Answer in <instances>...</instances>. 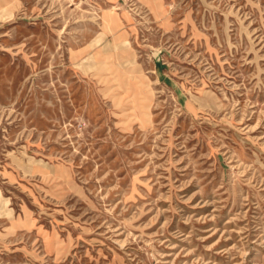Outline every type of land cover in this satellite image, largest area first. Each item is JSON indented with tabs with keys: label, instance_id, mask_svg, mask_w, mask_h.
I'll use <instances>...</instances> for the list:
<instances>
[{
	"label": "rangeland",
	"instance_id": "374dc122",
	"mask_svg": "<svg viewBox=\"0 0 264 264\" xmlns=\"http://www.w3.org/2000/svg\"><path fill=\"white\" fill-rule=\"evenodd\" d=\"M0 264H264V0H0Z\"/></svg>",
	"mask_w": 264,
	"mask_h": 264
}]
</instances>
